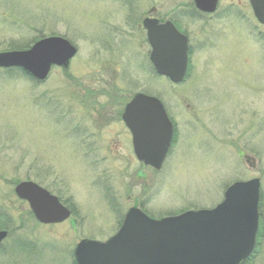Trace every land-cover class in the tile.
<instances>
[{
    "label": "rangeland",
    "instance_id": "rangeland-1",
    "mask_svg": "<svg viewBox=\"0 0 264 264\" xmlns=\"http://www.w3.org/2000/svg\"><path fill=\"white\" fill-rule=\"evenodd\" d=\"M155 4L160 17L183 16L190 68L179 85L155 73L138 27ZM49 36L77 48L68 70L38 82L0 68V207L14 228L0 264H74L76 244L109 239L131 207L153 219L211 209L230 184L253 178L263 229L248 264H264V25L249 0H221L210 16L193 0H0V52ZM139 92L175 123L161 171L136 159L121 119ZM25 180L61 197L72 217L38 223L14 192Z\"/></svg>",
    "mask_w": 264,
    "mask_h": 264
},
{
    "label": "water",
    "instance_id": "water-1",
    "mask_svg": "<svg viewBox=\"0 0 264 264\" xmlns=\"http://www.w3.org/2000/svg\"><path fill=\"white\" fill-rule=\"evenodd\" d=\"M218 0H195L203 11L213 12ZM257 19L264 24V0H251ZM151 61L159 75L182 82L188 69V39L168 22L146 19ZM77 48L60 36L45 37L29 49L0 52V67L22 68L44 81L54 66L68 69ZM123 120L132 133L139 161L157 170L163 166L173 139V123L163 103L154 96L136 94L127 104ZM28 202L42 224L62 223L71 210L34 181H21L14 189ZM261 180L253 178L230 185L224 200L212 209L190 210L162 219L130 208L118 232L107 241L83 239L74 250L77 264H243L253 253L259 229ZM8 231L0 230V244Z\"/></svg>",
    "mask_w": 264,
    "mask_h": 264
},
{
    "label": "flooded vegetation",
    "instance_id": "flooded-vegetation-1",
    "mask_svg": "<svg viewBox=\"0 0 264 264\" xmlns=\"http://www.w3.org/2000/svg\"><path fill=\"white\" fill-rule=\"evenodd\" d=\"M218 8V7H217ZM173 12H174V14L172 13V12H169L168 14H166V16L165 17H160V14H159V9H158V7L156 6V4L155 5H153L152 6V8H151V12H149L145 17H144V19L145 18H147V17H149V18H152V19H155V20H157L158 21V24H161V23H165V22H167V21H171L181 32H183V30L181 29V27H180V18H183V16H182V13L180 12V9H175V10H173ZM178 12V13H177ZM197 12H198V14H201L202 16H210L211 14H207V13H203V12H201V11H198L197 10ZM184 17H188V16H184ZM144 19H142V21H141V23L138 25V27L143 31V32H145V35H146V31H145V29L143 28V26H142V23H143V20ZM133 21V20H132ZM183 33H185V32H183ZM149 56H150V52H149ZM121 119H122V116H121ZM175 124V123H174ZM174 127H175V125H174Z\"/></svg>",
    "mask_w": 264,
    "mask_h": 264
},
{
    "label": "trees",
    "instance_id": "trees-1",
    "mask_svg": "<svg viewBox=\"0 0 264 264\" xmlns=\"http://www.w3.org/2000/svg\"><path fill=\"white\" fill-rule=\"evenodd\" d=\"M24 48H26V47H24ZM13 69H16V68H11L9 70H13ZM19 70L23 74L29 76L28 74H26L25 72H23L21 69H19ZM0 229H7L9 231V236L12 234V232L14 230V228H13V220H12L10 214H8V212L5 211V210H3L1 207H0ZM262 229H263V223H262L261 229H260V236L262 234ZM17 242L18 243H22L20 241H17ZM19 245H21V244H19ZM21 246H24V245H21ZM249 261H250V259L245 264H248Z\"/></svg>",
    "mask_w": 264,
    "mask_h": 264
}]
</instances>
